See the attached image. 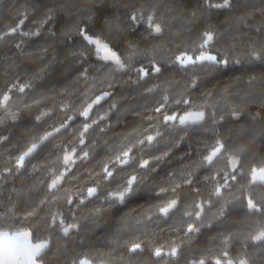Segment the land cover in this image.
Segmentation results:
<instances>
[{
	"label": "trees",
	"instance_id": "trees-1",
	"mask_svg": "<svg viewBox=\"0 0 264 264\" xmlns=\"http://www.w3.org/2000/svg\"><path fill=\"white\" fill-rule=\"evenodd\" d=\"M224 4L0 0V119L15 115L0 125V231L50 241L43 264H264V240L253 239L264 232V182L253 179L264 168V0ZM181 55L194 64L182 65ZM201 55L216 62H196ZM101 96L114 106L98 112L107 128L85 130L87 108ZM190 112L203 120L182 126ZM141 134L134 154L143 151L147 166L130 173L131 193L116 206L110 193L129 176L111 181L105 165ZM74 148L87 156L70 169L64 159ZM93 185L99 194L90 200ZM71 198L87 201L68 207Z\"/></svg>",
	"mask_w": 264,
	"mask_h": 264
},
{
	"label": "flooded vegetation",
	"instance_id": "flooded-vegetation-1",
	"mask_svg": "<svg viewBox=\"0 0 264 264\" xmlns=\"http://www.w3.org/2000/svg\"><path fill=\"white\" fill-rule=\"evenodd\" d=\"M110 53H115V52H113L112 50H110ZM115 55H116V53H115ZM109 60L110 61H113L111 59H109ZM155 74H158V73H155ZM111 100H112V98L111 97L109 98V96H105V97L104 96L103 97L101 96V97L96 98V100L94 102L92 101V103L90 104V106L87 108V110L90 111V115L88 117L92 121L91 123H86L85 128L87 130L89 129L90 126H93V128H95L96 130L97 129L106 130L107 127L104 125L103 118H99L98 119L97 117L99 116L98 115V112L101 109L105 108V110L111 111L114 108V106H112L109 103V101H111ZM104 101H106L105 105H101ZM177 120L178 119H176L175 121H171L172 124H175L177 122ZM191 124H193V123H191ZM107 125L109 126V124H107ZM150 137H152V140L151 141H149L148 139L147 140H148L149 143H153V141L155 140L156 137L154 135H152V136L150 135ZM144 143H145V139H144L143 135L141 134L138 137V139L136 140V142H130V141L128 142L127 141L126 143L122 144L121 147L120 146L116 147V149H118V151H116V153H114V154L111 155L110 161H108L106 163V165H105L104 172L107 173L106 177L108 179H110L111 181H114V179L118 176L117 174H119V173H123L125 176H129L130 173H133V172H135L137 170L136 168H141L143 170L147 166V161L144 159V154H143V151H142V149L144 148V146H143ZM140 147L142 148L141 149L142 152L141 153H138L137 155H135L134 154V150L136 148H140ZM78 150H79V148H74V153H72L70 155L71 159H69L67 162L64 159V165L65 166H67V167H69L71 169L72 166L75 165V164H77V162L79 161L78 160V157L82 158V157L85 156V154H83V153L81 154V152L78 151ZM125 153H127V155H125ZM66 157H68V156H66ZM110 166H112V168H110ZM105 169H107V171H105ZM97 172L98 171L95 170V173H97ZM63 173H65V171H63ZM108 173H111V175H108ZM132 177H133V175H131V176L128 177L129 178L128 179V184H127V186H126L125 189L123 188V191H119L120 189L114 187V192L110 193L112 195L111 197L114 198V200L116 202V206L117 205L118 206L125 205L126 198L131 193V192H126V190L129 189V181H132ZM99 178L102 181L103 178H101V177H99ZM115 181H120V180L117 177V179ZM90 188L95 189V194H94L93 197H90L89 196V192L88 191H89ZM131 190H132V187H131ZM121 193H124L123 200H120L119 199V195ZM86 194H87V198L88 199H90V200L91 199H94V198H96L98 196L99 189L95 185L90 186L87 189ZM86 201L87 200L80 199L79 202H76V199L71 198L68 201V207H73V206H77V205L80 206V205H83L84 203H86ZM70 202H71V205H69ZM83 209L84 208H82L80 210H83ZM126 211H128V210H124V209L121 210V209H117V208H109V209L106 210V213L114 214V213H120V212H126ZM200 217H201V213H199L198 215H196V218L199 219ZM59 220L62 221L61 222V226H62L63 232H64V229L65 228H68L69 229V231L67 232V234H70L71 232H73L74 226L72 224H69V221H67V220H64L63 221L62 219H59ZM190 228L193 229V226H190L188 228V231H190L189 230ZM88 264H91V263L88 262Z\"/></svg>",
	"mask_w": 264,
	"mask_h": 264
},
{
	"label": "snow or ice",
	"instance_id": "snow-or-ice-1",
	"mask_svg": "<svg viewBox=\"0 0 264 264\" xmlns=\"http://www.w3.org/2000/svg\"><path fill=\"white\" fill-rule=\"evenodd\" d=\"M227 3H228V0H225V4L223 6H227ZM216 6L217 7H220L221 5H216ZM132 18L133 19H136L135 16L132 17ZM150 26H151V24H150ZM12 31L15 32L16 29H13ZM154 31L156 33H159L161 31V28H160V26L158 24L155 26ZM206 35H207V39L208 40H211L212 39V36L210 34H206ZM89 42L92 43V44H95L97 46V50L98 51H102V52L105 53L104 59H111L115 63L121 64V61H120L119 57H117L115 55V53H110V50L107 48L106 45H103L101 43V41H99V40H90ZM188 59L190 60L191 58L189 57ZM199 59H201V60H208V61H211L213 63L216 62V57L215 56H210V55H208V56L201 55L199 57ZM221 62L222 63H226V61H221ZM156 71H159V69L157 68ZM20 91H23V88H21ZM8 99H9V97H7V96H4L3 97V101L4 102H7ZM157 110L159 111V109H157ZM83 115L87 116V111H85L83 113ZM203 118H204V113L203 112L187 113L186 115L180 117V123L181 124H186V123H199L201 120H203ZM176 119H177L176 116H165V120L166 121H175ZM85 130H87V129L85 128ZM148 140L151 141L152 140V137H148ZM218 144H219V142H218ZM33 147H35V145ZM222 148H223V145L222 144H219V146L211 153V155H209L208 157H206V159L208 160L209 163H211L213 157H215L217 155V153H219L221 151ZM125 155H127V153H125ZM85 156H87V153H85ZM20 159L23 160V157H21ZM69 159H71L70 156L69 157H66L65 158L66 162ZM233 163L235 164L236 161H233ZM105 171H107V169H105ZM108 175H111V173H108ZM234 178L235 177H233V179ZM257 178L260 179L262 182H264V168L260 169L259 170V173H257L256 170H253V179H257ZM59 179L60 178H57L56 180H53L51 187H53V188L56 187L57 183H59ZM132 180H135V177H133ZM131 183H132V181H129V189H127L126 192H131ZM89 191L91 193V192H94L95 189H90ZM123 198H124V193H121L119 195V199L120 200H123ZM175 203H176V201L173 200L167 207L162 208L161 209V212L164 213V214H167L168 211H169V209L172 208L175 205ZM248 207L250 209L256 208V205L252 202L251 199L248 201ZM189 230L191 231L192 229L190 228ZM68 231H69L68 228H65L64 229L65 234H67ZM253 239L256 240V241L264 240V232H260ZM28 247L30 249V252L28 253L27 259L31 262V264H37L35 258L37 256H39L40 252L44 248H46L47 245L46 244H38V245H35V246L29 245ZM137 248H139V245L133 246L132 251H135ZM5 254L6 255L8 254L6 247H5ZM172 254L173 255L175 254V250H173V253ZM155 255H157V256L161 255L160 251L159 250H156ZM80 264H88V262L86 260H84V261H81ZM200 264H204V262L201 261ZM216 264H220V261L218 260L216 262ZM227 264H232L231 260H229L227 262ZM240 264H247V262L245 260H241L240 261Z\"/></svg>",
	"mask_w": 264,
	"mask_h": 264
},
{
	"label": "water",
	"instance_id": "water-1",
	"mask_svg": "<svg viewBox=\"0 0 264 264\" xmlns=\"http://www.w3.org/2000/svg\"><path fill=\"white\" fill-rule=\"evenodd\" d=\"M189 57L191 58L190 60L188 59ZM178 60L184 66L188 64H194L195 62L193 61V58L191 56H187V55H181L178 58ZM202 61L204 60H201L199 58L196 60V62L198 63H201ZM154 68H155L154 70L155 73L160 72L159 67L155 66ZM157 68L159 69V71H156ZM145 76H146V72H143L142 79H145ZM190 113H197V112H190ZM187 124L190 123L181 124V125L185 126ZM42 143H44V141H42ZM24 160L25 158L21 160L20 166L23 165ZM88 192L90 197H93L95 194V191L91 193L90 191ZM69 205H71V202L69 203ZM38 244L47 245V247L40 252L39 256L35 258L37 264H43L42 262L39 261V258L43 256L50 249V245H51L50 241L44 240V241L35 242L33 240V233L31 230H24L19 232L0 231V264H31V262L27 259L28 253L30 252L28 246L29 245L35 246ZM5 247L7 248V252H8L7 255L5 254Z\"/></svg>",
	"mask_w": 264,
	"mask_h": 264
},
{
	"label": "rangeland",
	"instance_id": "rangeland-1",
	"mask_svg": "<svg viewBox=\"0 0 264 264\" xmlns=\"http://www.w3.org/2000/svg\"><path fill=\"white\" fill-rule=\"evenodd\" d=\"M104 55H105V53H103V56L100 55L101 58L104 59ZM105 60H108V59H105ZM14 118H15V115H13V114H9L6 118H2V119H0V125H2V124H4V123H7V122H9V121H11V120H13Z\"/></svg>",
	"mask_w": 264,
	"mask_h": 264
}]
</instances>
